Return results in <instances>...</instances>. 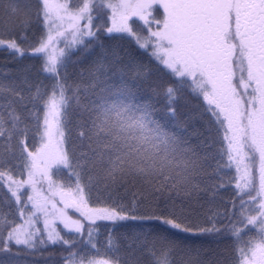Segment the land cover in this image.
<instances>
[{
	"label": "snow or ice",
	"instance_id": "obj_1",
	"mask_svg": "<svg viewBox=\"0 0 264 264\" xmlns=\"http://www.w3.org/2000/svg\"><path fill=\"white\" fill-rule=\"evenodd\" d=\"M0 31V264H264V0H0Z\"/></svg>",
	"mask_w": 264,
	"mask_h": 264
},
{
	"label": "trees",
	"instance_id": "obj_2",
	"mask_svg": "<svg viewBox=\"0 0 264 264\" xmlns=\"http://www.w3.org/2000/svg\"><path fill=\"white\" fill-rule=\"evenodd\" d=\"M0 35H2V31H0ZM25 63H35V61H25ZM7 67L8 68H11L12 65L11 64H8ZM4 68H5L4 55H3V53H0V71H3ZM192 103H195V101L193 100ZM224 243H227V242H224ZM222 247H223V244H222ZM35 259H37V260L40 259L39 254H37V256L35 257Z\"/></svg>",
	"mask_w": 264,
	"mask_h": 264
}]
</instances>
